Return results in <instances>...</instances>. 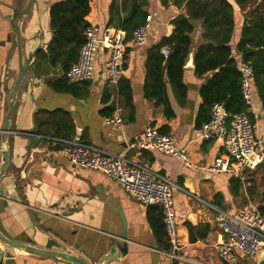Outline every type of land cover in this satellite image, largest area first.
Masks as SVG:
<instances>
[{
  "label": "crops",
  "instance_id": "obj_1",
  "mask_svg": "<svg viewBox=\"0 0 264 264\" xmlns=\"http://www.w3.org/2000/svg\"><path fill=\"white\" fill-rule=\"evenodd\" d=\"M52 1L35 0L28 14L18 21L27 72L16 95L10 122L12 134L6 144L11 156L0 181V229L11 239L38 247L59 249L63 246L66 252L84 258L89 264H96L107 252L119 254L108 264H171L147 219L149 206L158 205H142L100 171L74 168L61 146L47 138L50 135L38 132L35 115L42 110L58 109L54 115L55 126L59 131L69 133L68 139L78 138L112 155L124 154L172 181L176 185L172 194L178 243L188 255L205 264H223L213 252L212 245L220 230L215 211L208 204L224 210H234L248 203L264 204V160L254 169L244 170L241 178L238 177L242 187L235 195L229 185L234 176L187 167L169 154L132 146L150 124L161 132L171 133L176 145L185 148L191 161L199 166L207 167L215 156L225 152L222 140H202L194 132L202 102L199 87L210 73L199 77L193 68L184 69L183 81L187 92L182 102L177 100L166 81L173 117L167 118L162 106L145 95L148 49L161 37L170 34L173 27L170 20L182 10L173 5L162 6L160 0H149L147 11L151 29L148 38L139 46L127 43L124 72L117 87L105 79L104 63L108 50L101 47L92 79L73 83L69 90L58 91L49 84L50 80L61 76L62 71L58 67L48 69L46 64L40 63L38 73L31 75L35 51L45 49L51 38L49 5ZM110 1L91 0L87 21L105 26ZM27 2L0 0V41H5L0 46V126L8 108V95L19 71L15 23ZM241 19L236 11L230 44L237 59L239 55L235 45L240 36ZM201 33L197 25L189 57L201 42ZM124 40L129 41L125 39V32ZM253 97V105L247 108L246 115L248 118L252 116L253 121H250L255 124V138L264 153V112L258 96L255 94ZM114 112L120 116L121 126L105 124L104 117ZM40 128L49 130V126L41 125ZM22 171L24 175H21ZM150 211L157 212L153 207ZM123 222L127 238L122 239L125 252L120 253L114 242L122 234ZM188 222L192 225L208 224L206 236L190 241ZM13 251L18 264H71L20 249ZM257 257H243L242 264H255L259 260Z\"/></svg>",
  "mask_w": 264,
  "mask_h": 264
},
{
  "label": "trees",
  "instance_id": "obj_2",
  "mask_svg": "<svg viewBox=\"0 0 264 264\" xmlns=\"http://www.w3.org/2000/svg\"><path fill=\"white\" fill-rule=\"evenodd\" d=\"M148 2L111 0L105 26L124 31L125 39H130L133 30L146 20ZM160 3L182 10L170 20L173 26L170 34L161 37L148 49L145 64V95L154 99L156 105L162 106L164 115L167 118L174 116L166 93V81L177 100L182 102L185 99L187 86L183 81L184 65L192 51L193 33L197 25L202 33L201 42L192 53L193 72L199 77L210 73L199 87L202 102L197 113V125L209 118L210 105L214 101L223 102L231 115L246 113L247 107L241 92L240 62H249L253 68V96H258L264 112V0H160ZM90 10L91 0H53L50 3L51 38L45 49L35 51L31 64L33 73H38L40 63L46 64L48 69L58 67L64 73L70 68L77 60L84 41V31L89 24L86 17ZM236 11L242 17L240 36L235 45L238 59L230 44ZM161 48L168 49L169 53L164 56ZM49 84L55 90L65 91L71 89L73 83L61 75L50 80ZM58 112L56 109L37 113L34 121L38 132L68 139L69 133L59 131L55 126L54 115ZM249 119L253 121L250 115ZM41 125L49 126V130L40 128ZM229 185L231 192L238 195L242 187L240 178L232 177ZM152 207L157 212L152 213ZM257 209L264 214V204L259 203ZM161 212L159 207L149 206L147 219L157 243L162 249L168 250ZM187 228L189 240L195 241L206 236L208 224L192 225L188 222Z\"/></svg>",
  "mask_w": 264,
  "mask_h": 264
},
{
  "label": "built area",
  "instance_id": "obj_3",
  "mask_svg": "<svg viewBox=\"0 0 264 264\" xmlns=\"http://www.w3.org/2000/svg\"><path fill=\"white\" fill-rule=\"evenodd\" d=\"M151 29V18L133 30L128 42L124 40V32L98 23L90 22L84 31V41L80 46L78 58L70 68L60 75L69 83L88 82L92 79L94 65L101 47L108 50L104 63L106 81L118 86L124 72L123 61L127 43L139 46L148 38ZM166 56L169 51L161 48ZM241 92L247 108L253 105L252 76L253 68L249 62H240ZM107 125L121 126L120 116L114 112L105 116ZM255 124L246 113L231 115L225 104L214 101L210 105V115L195 127L199 139H220L224 143L225 152L214 157L206 166L193 163L183 147L176 145L171 133L161 132L148 124L141 135L132 143L140 150H158L169 154L187 167H198L211 173L240 177L246 169H254L264 160L259 141L254 134ZM58 143L74 168H88L100 171L111 177L116 183L134 197L142 205H158L162 211V220L169 249L164 254L171 264H205L201 260L188 255L178 243V224L174 211L172 187L176 185L166 177L151 171L145 165L130 160L124 154H109L102 149L84 143L78 138L47 137ZM215 211V219L220 235L212 245L213 252L223 264H242L243 257L264 255V214L257 205L248 203L234 210H224L208 204Z\"/></svg>",
  "mask_w": 264,
  "mask_h": 264
},
{
  "label": "water",
  "instance_id": "obj_4",
  "mask_svg": "<svg viewBox=\"0 0 264 264\" xmlns=\"http://www.w3.org/2000/svg\"><path fill=\"white\" fill-rule=\"evenodd\" d=\"M34 2L35 0H28L24 9L17 17V21L15 23V28H14L18 58H19V71L12 86V89L8 95L9 98L8 108L5 114L3 115V120L0 126V142H1L0 181L2 177L5 175L10 162L11 154L6 144L8 143L9 136L12 134V130L10 128V122L12 120L13 112L16 104V95L23 80V77L27 72L26 69L27 61L25 57V51L22 46L18 21L21 17L28 14ZM4 44L5 41H0V46H3ZM184 68H194L193 58L191 56L188 58L187 62L185 63ZM31 75L33 76V72ZM2 144H5V146L2 147ZM21 175H24L23 171L21 172ZM122 225H123L122 234L119 235L114 242L120 253L125 252L124 249H122L124 248V242L122 241V239L125 240L127 238L125 234V223L123 222ZM14 249H20L27 253L41 255L44 257L60 259L71 264H89L84 258L75 255L73 253L66 252L63 246H60L59 249L38 247L36 245H32L23 241L11 239L7 237L0 229V264H18L17 258L13 251ZM118 256L119 254H111L107 252L98 259L96 264H108L109 261L115 259ZM23 263H26V261L23 260ZM256 264H264V255L261 256V258L256 262Z\"/></svg>",
  "mask_w": 264,
  "mask_h": 264
},
{
  "label": "rangeland",
  "instance_id": "obj_5",
  "mask_svg": "<svg viewBox=\"0 0 264 264\" xmlns=\"http://www.w3.org/2000/svg\"><path fill=\"white\" fill-rule=\"evenodd\" d=\"M174 187H172V189H173ZM261 257H257V259H260ZM255 264H256V262H255Z\"/></svg>",
  "mask_w": 264,
  "mask_h": 264
}]
</instances>
